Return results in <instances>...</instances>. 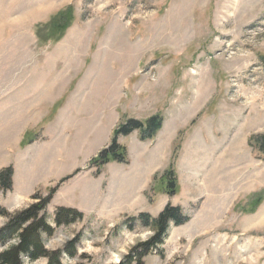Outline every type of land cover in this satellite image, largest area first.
Returning a JSON list of instances; mask_svg holds the SVG:
<instances>
[{
  "label": "rangeland",
  "instance_id": "rangeland-1",
  "mask_svg": "<svg viewBox=\"0 0 264 264\" xmlns=\"http://www.w3.org/2000/svg\"><path fill=\"white\" fill-rule=\"evenodd\" d=\"M60 13L69 28L56 41L49 28ZM14 39L53 49L55 62L42 57L41 67L50 65L56 79L65 74L67 84L78 80L21 129L20 120L0 115V170L13 166L27 175L47 148L23 151L28 133L26 139L49 140L54 153L66 148L52 164L73 177L46 211L55 234L43 236L49 250H59L81 235L78 257L64 254L63 264H119L153 236L140 222L131 230L128 218H156L169 203L190 221L172 225L145 264H264V154L251 144L264 136V0H0V54L16 46ZM153 116L163 118L156 137L133 146L128 164L112 162L98 174L90 163L116 128ZM171 168L173 196L159 180ZM51 187L38 192L47 196ZM15 193L0 190V208L14 213L34 203ZM259 193L263 201L253 212L247 203ZM62 205L83 211V220L57 228ZM6 221L0 217V228Z\"/></svg>",
  "mask_w": 264,
  "mask_h": 264
},
{
  "label": "trees",
  "instance_id": "trees-1",
  "mask_svg": "<svg viewBox=\"0 0 264 264\" xmlns=\"http://www.w3.org/2000/svg\"><path fill=\"white\" fill-rule=\"evenodd\" d=\"M70 10L68 9V11ZM63 14L60 13L53 18L49 28L51 34L49 39L52 38L59 41L69 28V26L64 25L65 17ZM71 14L69 13V15ZM162 128L163 118L161 116H153L145 121L133 118L127 119L114 131L111 144L104 148L97 157L92 159L91 166L96 168L98 174H100L102 168L112 162L128 164V150L120 144L119 137H127L139 131L142 141L152 140ZM26 137L21 143L22 148L35 142V139H26ZM251 140H253L251 144L255 145L264 154V136L253 137ZM78 172L76 171V173ZM14 174L15 170L13 166L0 170V190L2 192L6 193L13 190ZM72 177L73 175L66 177L55 187H51L47 196L39 192L36 193L32 197L34 203L21 211L11 213L5 208H0V217L7 219L6 223L0 228V264H26L25 258L30 263L46 259L47 264H63L62 259L64 254L72 259L78 257L77 244L81 239V235H77L59 250H49L43 239L44 235L53 236L56 230L49 224L46 218L47 208L61 187V184ZM159 180L165 183L164 191L166 194L173 196L178 192V180L172 168L166 171ZM254 196L253 201L247 203L253 212L263 201L261 193ZM243 209L245 210V208ZM83 218L84 214L78 209L60 206L56 208L54 220L56 227L59 228L82 221ZM128 221L127 227L131 230L134 229V224L140 222L153 231V236L149 240L139 242L134 246L119 264H145V259L164 244L171 226H183L190 221V217L184 213L181 207L169 203L156 218L148 213H142L128 218Z\"/></svg>",
  "mask_w": 264,
  "mask_h": 264
},
{
  "label": "crops",
  "instance_id": "crops-1",
  "mask_svg": "<svg viewBox=\"0 0 264 264\" xmlns=\"http://www.w3.org/2000/svg\"><path fill=\"white\" fill-rule=\"evenodd\" d=\"M8 30L7 27H3V32L5 34L8 33ZM28 34L30 38H33L34 33L29 32ZM20 35L23 36L24 33H21ZM15 40L16 39H14V41ZM27 44L31 46L25 47L23 43L22 46H18L19 44L16 43V46L7 47L4 53L0 54V115L1 118L20 120V129L22 128V122H24V119H31L33 113L39 114L47 111L49 113L52 106L51 104L54 105V103L61 100L66 92L70 90L69 88L72 87L73 83L77 85L78 82L77 79L73 80L72 78L69 79L68 84L67 82H63L61 79L64 78L65 74L61 76V79L58 77L57 79L60 80H57L55 70L50 71L49 69V67H51L50 65L47 69L41 67L40 62L45 61L44 58L46 57L47 64L55 62V54H52L51 52L53 49L35 48L33 47V43L29 41ZM64 85H66L65 88H63ZM57 87L62 88L59 94L56 90ZM40 125L41 124L37 125L33 129L40 127ZM115 127L116 125L112 127L111 132H113ZM13 128L17 131L19 130L17 124L14 125ZM11 133H15V131ZM18 133L21 135L20 137H23L26 134L22 130H19ZM132 135L133 139H130L131 143H129L130 140H128L130 136L120 138V141L123 142V144L128 145L129 155L131 154L130 158H132V147L139 144L141 146V144L145 143L141 140L138 132H135ZM21 141L22 140H20V142ZM49 142V140L35 141L33 144L24 148L23 151H26L29 150L31 146L44 143L47 147L46 149H42V153L34 158L29 163V166L26 167L25 170L27 175H21V172L17 168L14 169L13 191H16L15 197L18 199L29 198L30 196L33 197L38 191H47L46 189L53 186L58 180L71 174H63V170L58 169L60 166L52 164L53 159L60 160V157H56L57 153L64 152V150L66 151V148H59L57 151L55 150L54 153L53 147L50 145L51 142ZM32 167L33 169H31ZM54 175H57V177L51 179L46 188L39 185L40 180L47 179ZM63 189L64 187H61L54 198L61 194ZM69 206H72V204Z\"/></svg>",
  "mask_w": 264,
  "mask_h": 264
}]
</instances>
